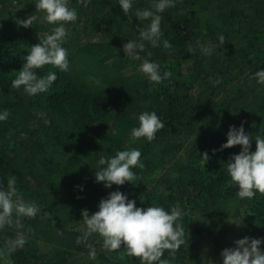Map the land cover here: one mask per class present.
Instances as JSON below:
<instances>
[{
	"label": "trees",
	"instance_id": "1",
	"mask_svg": "<svg viewBox=\"0 0 264 264\" xmlns=\"http://www.w3.org/2000/svg\"><path fill=\"white\" fill-rule=\"evenodd\" d=\"M35 2L0 0V114L10 113L0 121V182L6 187L15 176L24 200L40 209L34 218H21L27 243L7 259L12 264H140L123 245L118 251L104 249L98 234L77 243L82 210L94 214L114 191L138 208L170 211L179 204L178 223L188 243L176 251L173 264H223L221 252L245 237L261 239L264 251V195L237 196L227 162L241 146L221 150L232 125L244 122L253 138L251 152L255 136H264V85L253 78L264 70V0H174L175 7L160 13L161 39L172 48L145 42L140 53L159 63L161 74L171 72L159 84L139 72L141 62L126 57L122 47L139 40V30L150 21L137 20L134 13L151 8L153 0H133L127 14L119 0H89L86 7L68 0L78 15L65 24L72 27L62 45L68 70L52 65L34 70L38 77L53 72L57 80L47 92L29 95L11 83L46 32L39 19L29 28L16 24L32 14L39 17ZM197 41L216 48L206 55ZM145 111L156 112L164 128L150 142L132 141L131 129ZM40 117L47 122L35 128L31 121ZM132 148L141 152L143 164L132 169L135 180L110 189L96 182L101 155ZM17 231L0 229V250ZM88 244L96 249L95 260ZM169 255L165 251L162 259Z\"/></svg>",
	"mask_w": 264,
	"mask_h": 264
},
{
	"label": "clouds",
	"instance_id": "2",
	"mask_svg": "<svg viewBox=\"0 0 264 264\" xmlns=\"http://www.w3.org/2000/svg\"><path fill=\"white\" fill-rule=\"evenodd\" d=\"M86 7L89 0H79ZM36 12L44 13L42 19L49 25H57L46 33L39 43L30 48L29 54L24 58L25 63L17 76L12 80L14 89L23 87L29 95L47 92L57 80V75L49 72L44 77H38L34 70L41 69L46 65H52L61 71H67L69 67V55L62 45L69 35L65 24L75 22L78 19L77 11L68 6V0H36ZM119 5L124 14L133 7V0H119ZM175 7L174 0H153L151 8L137 9V20L150 21L139 30V40H130L123 44L126 57L140 61L138 71L146 75L151 83L159 84L171 77V72L161 74L160 65L149 59L143 58L140 53L145 51V42L152 47H162L165 50L172 48L168 40H162V16L160 13L167 8ZM41 19L36 14L29 15L25 19L16 20L18 27L29 28ZM219 40L223 42L221 35ZM201 51L210 55L211 46H205L197 41ZM189 52L194 49L189 46ZM151 56V53H148ZM258 84L264 85V70L257 71L253 77ZM97 85L99 80L95 81ZM10 113L5 110L0 114V121H5ZM139 126L131 129L132 141L146 138L147 141L155 139L156 133L164 128V124L156 112H142L138 116ZM243 123L237 128L229 127L227 143L221 146V150L241 146L237 155L230 157L227 162V173L232 183L238 186L237 196L240 199H252L256 193L264 195V136L256 135V150L250 151V134H246ZM215 151V150H213ZM206 161L207 153L201 154ZM141 152L132 148L117 151L115 155L106 157L101 155L98 160L100 166L95 171L97 183H103L105 188H111L113 184L122 186L126 182L136 179L133 168H143L140 162ZM16 177L10 176L5 187L0 182V229L5 226H15L18 231L14 239L6 241V248L0 250V257L5 258V264H12L7 259L18 248H23L27 243L26 235L20 229L24 225L21 218H34L39 212V207L34 202L24 200L16 187ZM82 190V189H81ZM98 211L90 215L87 209L82 210L83 227L79 229L82 235L77 238V243L87 242L93 234H98L103 241V248L108 251H118L123 245L125 252L130 257L139 259L140 264H173L175 253L188 241L185 240V232L178 221L183 213L180 206H173L166 211L160 206L138 208L134 200H128L127 196L120 191L110 192L106 199H102L98 205ZM262 240L245 237L234 242L235 247L225 248L221 252L223 264H264V251H261ZM89 258L96 259V249L88 244ZM165 251L169 252V258L162 259ZM203 259V256H202ZM204 264H213L211 260H205Z\"/></svg>",
	"mask_w": 264,
	"mask_h": 264
},
{
	"label": "rangeland",
	"instance_id": "3",
	"mask_svg": "<svg viewBox=\"0 0 264 264\" xmlns=\"http://www.w3.org/2000/svg\"><path fill=\"white\" fill-rule=\"evenodd\" d=\"M43 15H44V13H41L39 15V17H41V19H39V22L44 26V29L46 31L44 33V35H45L46 33H50L51 32V29L53 27L57 26V25H49L48 23H46L45 21H43V19H42ZM65 27H66V29L69 32V36H71V34H72V27L71 26H65ZM212 48H216V46L215 45H212ZM46 122L47 121H46V119L44 117H40V118H37L36 120H32L31 121V124H32V126H34L35 128H37L39 125L45 124Z\"/></svg>",
	"mask_w": 264,
	"mask_h": 264
}]
</instances>
